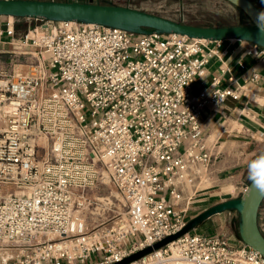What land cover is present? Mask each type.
Returning a JSON list of instances; mask_svg holds the SVG:
<instances>
[{
  "label": "built area",
  "instance_id": "1",
  "mask_svg": "<svg viewBox=\"0 0 264 264\" xmlns=\"http://www.w3.org/2000/svg\"><path fill=\"white\" fill-rule=\"evenodd\" d=\"M5 26L0 54L30 69H0V247L21 250L12 264H113L179 232L186 192L213 158L203 110L242 91L215 77L210 95L193 92L223 42L49 21L19 36L14 21ZM246 54L264 58L256 46ZM108 181L127 220L89 229L91 193ZM198 229L171 243L182 260L264 264L256 250ZM171 244L132 264L172 258Z\"/></svg>",
  "mask_w": 264,
  "mask_h": 264
},
{
  "label": "water",
  "instance_id": "2",
  "mask_svg": "<svg viewBox=\"0 0 264 264\" xmlns=\"http://www.w3.org/2000/svg\"><path fill=\"white\" fill-rule=\"evenodd\" d=\"M243 13L251 24L205 27L195 26L167 18L133 6H122L113 3H101L97 0L88 2H70L57 0H0V17L25 18L27 20H43L56 23L88 25L119 29L136 35L177 34L191 39L224 42L236 40L248 47L256 46L264 50V32L260 19L262 12L251 0H222ZM7 26L3 27L6 30ZM19 36L23 32L18 33ZM264 200L252 185H241L233 198L216 204L190 219L177 233L148 246L123 260L113 264H132L153 251H157L182 236L200 227L214 216H225L228 224L220 232L224 241L233 236L241 244L256 250L264 257V234L258 223L259 211Z\"/></svg>",
  "mask_w": 264,
  "mask_h": 264
},
{
  "label": "crops",
  "instance_id": "3",
  "mask_svg": "<svg viewBox=\"0 0 264 264\" xmlns=\"http://www.w3.org/2000/svg\"><path fill=\"white\" fill-rule=\"evenodd\" d=\"M258 1L264 4V0ZM0 18V32H4L3 27L9 19ZM8 41L10 37L5 33L0 35V50L7 48L5 43ZM247 48L248 45L240 41H224L220 56L214 57L203 76L194 82L196 95L203 92L210 95L215 77L221 79L222 89L242 88V91L237 100L229 97L220 108L208 105L203 110V136L207 151L213 158L209 165L200 167L196 185L186 192V196H192L188 220L233 198L249 178L250 163L264 155V58L248 56ZM254 74L259 75L257 81H252ZM230 77L235 78L234 83H229ZM258 223L264 234L263 207L259 211Z\"/></svg>",
  "mask_w": 264,
  "mask_h": 264
},
{
  "label": "rangeland",
  "instance_id": "4",
  "mask_svg": "<svg viewBox=\"0 0 264 264\" xmlns=\"http://www.w3.org/2000/svg\"><path fill=\"white\" fill-rule=\"evenodd\" d=\"M117 2H123V0ZM130 4L133 7L143 8L149 12L195 26H229L235 25L239 21L242 22L245 18L241 12L222 0H137ZM8 19L9 22L14 21L13 18ZM38 26H41V24L33 26V29ZM19 61L31 64V59H21ZM14 62L16 61L12 62L9 55L0 54L1 70L22 71L25 74L29 72V67L15 66L16 63ZM91 196L94 205L84 213L89 229L100 230L108 226H116L117 223L127 220L126 209L123 207L121 198L111 182H107V185L102 189L93 191ZM193 206H196V204ZM196 213H193V216ZM227 224L228 222L224 216H214L198 227V231L220 234L223 225L226 226ZM229 239L231 242H238L233 236ZM129 242H133V239L131 238ZM5 251L10 252L11 256L4 258L2 255ZM19 255H21V250L17 247H0V264H12L16 256Z\"/></svg>",
  "mask_w": 264,
  "mask_h": 264
},
{
  "label": "clouds",
  "instance_id": "5",
  "mask_svg": "<svg viewBox=\"0 0 264 264\" xmlns=\"http://www.w3.org/2000/svg\"><path fill=\"white\" fill-rule=\"evenodd\" d=\"M260 19L264 20V13H260ZM261 31L264 32V25H261ZM249 179L252 185L258 190L260 195H264V156L258 157L249 165Z\"/></svg>",
  "mask_w": 264,
  "mask_h": 264
},
{
  "label": "trees",
  "instance_id": "6",
  "mask_svg": "<svg viewBox=\"0 0 264 264\" xmlns=\"http://www.w3.org/2000/svg\"><path fill=\"white\" fill-rule=\"evenodd\" d=\"M57 1H70V2H75V1H79V2H83L82 0H57ZM99 1V0H98ZM262 12H264V4L261 3L258 0H251ZM101 3H109V2H103L101 1ZM243 14V13H242ZM244 15V14H243ZM245 18H243V21L241 22V24H251L250 20L244 15ZM11 18V17H8ZM14 20V29L17 33L19 32H27L28 30L33 29V26L41 24L43 22V20H27L25 18H18L15 17L13 18ZM264 156V155H263ZM250 179L248 178L246 181V184L248 185L250 183Z\"/></svg>",
  "mask_w": 264,
  "mask_h": 264
},
{
  "label": "bare ground",
  "instance_id": "7",
  "mask_svg": "<svg viewBox=\"0 0 264 264\" xmlns=\"http://www.w3.org/2000/svg\"><path fill=\"white\" fill-rule=\"evenodd\" d=\"M110 181H108L109 183ZM123 207L126 209L125 205H123ZM171 249L173 250V256L172 258L170 259H167V260H163V261H158L157 263L155 264H191L185 260H182L178 255H177V252L175 250V245L174 244H171L170 245ZM4 258H8L9 256H11L10 252L8 251H5L3 252V255H2Z\"/></svg>",
  "mask_w": 264,
  "mask_h": 264
},
{
  "label": "flooded vegetation",
  "instance_id": "8",
  "mask_svg": "<svg viewBox=\"0 0 264 264\" xmlns=\"http://www.w3.org/2000/svg\"><path fill=\"white\" fill-rule=\"evenodd\" d=\"M118 0H110V3L113 4H118V5H122V6H131L130 3H132V1H123V2H117ZM191 25V24H190Z\"/></svg>",
  "mask_w": 264,
  "mask_h": 264
}]
</instances>
